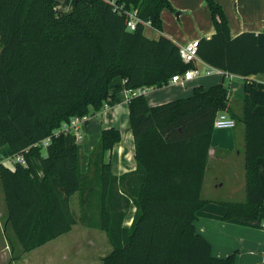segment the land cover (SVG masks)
Returning <instances> with one entry per match:
<instances>
[{"label":"trees","instance_id":"trees-1","mask_svg":"<svg viewBox=\"0 0 264 264\" xmlns=\"http://www.w3.org/2000/svg\"><path fill=\"white\" fill-rule=\"evenodd\" d=\"M206 2L216 32L199 40L200 60L245 79L264 73L258 35L245 31L233 37L223 6ZM132 8H138L141 19L135 30L127 25ZM164 9H173L169 0H76L68 11L58 9L56 0H0V147L9 145L26 159L14 170L0 163V180L7 223L24 252L81 220L107 232L113 250L103 264H235L234 254L215 257L195 226L198 211L208 203L202 189L214 120L220 111H232L224 82L196 85L191 95L155 106L144 94L133 95L130 127L137 169L122 176L106 159L122 139L119 128L102 130L86 173L77 136L57 133L75 117L102 111L114 97L110 86L118 76L125 82L117 89L163 87L198 66L183 61L180 46L169 36L145 35V22L163 29ZM241 121L246 199L224 202L225 219L248 221L258 218L264 205L257 166L264 158V114L249 95ZM33 156L41 161L43 177ZM76 192L83 203L79 218L70 204ZM131 201L137 210L127 228L123 219ZM91 209H98V218Z\"/></svg>","mask_w":264,"mask_h":264},{"label":"crops","instance_id":"crops-1","mask_svg":"<svg viewBox=\"0 0 264 264\" xmlns=\"http://www.w3.org/2000/svg\"><path fill=\"white\" fill-rule=\"evenodd\" d=\"M169 1L173 9L163 10L161 31L150 23L145 24L144 33L149 38L159 39L165 34L181 46L192 40L210 38L216 32L206 0ZM216 1L224 8L233 37L245 31L255 32L259 42L264 45V0ZM75 2L76 0H56V7L68 11L74 7ZM198 66L202 69L205 65L198 63ZM225 77L229 78L227 87L232 107L229 114L235 118L236 126L214 129L202 189V197L208 203L198 211L195 226L197 232L210 242L215 257L226 258L234 254L235 264H263L264 205L260 209L258 218L240 221L225 219L228 208L224 202L246 199V127L241 121L243 100L249 95L256 103V111L264 114V73L251 75L248 79L240 75H234L232 78L210 75L195 80L187 87L170 83L163 87L153 86L133 90L117 89V86L124 84L125 81L120 76L116 77L110 86L113 99L109 100L102 111L90 115L78 142L82 150L81 169L84 173L88 171L90 155L100 139L102 130L112 126L119 128L122 133L121 141L116 143L106 155L113 173L122 176L137 169L136 142L130 127L129 102L133 95L142 93L149 105L155 106L191 95L196 85L210 86L220 82L225 83ZM140 89L144 91L139 92ZM42 154L47 156L44 144ZM14 156L9 145L0 147V163L12 170L15 169ZM32 161L43 177L44 170L39 157L33 156ZM257 166L264 183L263 157L257 160ZM220 189L225 190V194L217 195ZM70 204L79 218L83 207L79 192L70 197ZM136 210V205L131 201L123 219L124 227L132 226ZM91 213L96 218L99 217L98 209H91ZM11 231L14 232L7 223V207L0 180V264H103V258L113 250L106 231L89 226L81 220H78L69 232L27 252L23 251L17 237L21 247L15 242Z\"/></svg>","mask_w":264,"mask_h":264},{"label":"built area","instance_id":"built-area-1","mask_svg":"<svg viewBox=\"0 0 264 264\" xmlns=\"http://www.w3.org/2000/svg\"><path fill=\"white\" fill-rule=\"evenodd\" d=\"M111 2H115V0H109ZM138 8H132L127 11L129 19H128V28L130 30H135L137 27V22L141 19L138 15ZM150 22H145V24ZM198 48H199V40H192L184 45L180 46V54L184 62L190 63L192 61H196L197 63H204L198 57ZM204 68H200L197 66L196 68L187 69L184 73H179L174 75L170 80V83H176L181 85L182 87H187L188 84L194 82L205 76L210 75H218V76H229L234 77L235 74L225 73L223 70L212 67L206 63H204ZM141 90L139 92H143ZM142 94V93H140ZM90 115H85L82 117H75L70 122L65 123L63 127L57 131L70 132L77 136L78 142L83 135V131L86 125V122L89 121ZM236 126V120L226 111H220L215 120H214V128H234ZM50 142V138L45 139L42 144L47 145ZM28 150V149H27ZM19 162L22 164H26V159L24 154H17L14 156V163ZM264 227V220H263ZM264 264V257H263Z\"/></svg>","mask_w":264,"mask_h":264},{"label":"rangeland","instance_id":"rangeland-1","mask_svg":"<svg viewBox=\"0 0 264 264\" xmlns=\"http://www.w3.org/2000/svg\"><path fill=\"white\" fill-rule=\"evenodd\" d=\"M228 83H229V78H227V77H225V85L226 86H228ZM232 108V107H231ZM228 113L229 112H231V111H228V110H226ZM84 131H85V128H84ZM84 131H83V133H84ZM229 166H227L226 168H228ZM228 170H229V168H228ZM215 175V174H214ZM223 194H225V190H222V189H220V190H218L217 191V195H223ZM11 233H12V235H13V239L15 240V242L17 243V244H19V242H18V240H17V238H16V236L14 235V232L13 231H11ZM104 233V232H103ZM105 234V233H104ZM70 236V235H69ZM69 240H70V238H69ZM68 239H66V241H69ZM20 245V244H19ZM19 247H21V245L19 246Z\"/></svg>","mask_w":264,"mask_h":264}]
</instances>
